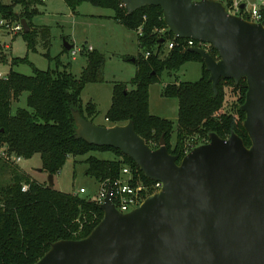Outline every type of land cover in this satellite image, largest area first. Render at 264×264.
Returning a JSON list of instances; mask_svg holds the SVG:
<instances>
[{"label":"water","instance_id":"95a60500","mask_svg":"<svg viewBox=\"0 0 264 264\" xmlns=\"http://www.w3.org/2000/svg\"><path fill=\"white\" fill-rule=\"evenodd\" d=\"M121 1L128 13L160 6L175 37L214 47L216 57L188 48L203 60L213 97L221 78L246 80L239 110L250 145L235 131L225 138L211 131L207 143L177 163L163 136L150 147L132 120L95 124L72 109L75 138L120 149L162 185L125 213L108 192L99 205L103 216L87 236L51 243L33 264H264V24L229 13L219 0ZM20 22L23 33L30 31L26 19ZM63 47L72 45L63 40ZM53 183L48 174L47 184Z\"/></svg>","mask_w":264,"mask_h":264},{"label":"trees","instance_id":"16d2710c","mask_svg":"<svg viewBox=\"0 0 264 264\" xmlns=\"http://www.w3.org/2000/svg\"><path fill=\"white\" fill-rule=\"evenodd\" d=\"M73 13L77 7L88 2L97 7L113 11V20L127 29L134 30L142 25V35L137 36L139 52L134 59L136 72L129 82L113 84L111 104L105 113L110 125L133 121L135 131L152 147L157 148L163 136L167 149L178 154L179 163L185 155L183 147L192 137H207L216 132L227 137L235 131L246 146L250 140L242 126L244 112L239 105L244 101L246 80L235 82L221 78L216 97H213L208 71L201 57L188 51L182 45L187 38H177L163 22L160 6L146 5L132 13L126 11L121 0H63ZM228 7L233 0H219ZM42 0H12L10 4L0 2V17L14 20L26 19L30 31L20 33L26 41L28 51H35L38 38L42 40L50 58V27L36 26L33 17L38 14L37 6ZM14 5L21 10L15 13ZM243 12L244 9H241ZM248 19L247 15H243ZM261 21L264 22V19ZM165 28L163 33L156 29ZM169 41L173 47L161 54ZM63 51L68 50L63 47ZM145 52H149L147 57ZM210 53L217 55L214 47ZM60 61L57 60V63ZM104 56L97 50L86 52V66L76 77L69 64L62 68L38 69L29 62L27 56L12 58L6 77L0 78V147L21 158H31L38 153L41 170L53 176L64 166L68 157L86 155L90 152H111L112 158L88 155L84 162L85 174L98 182L119 176L120 168H132L133 184H151L132 158L120 149L111 146H98L75 138V122L72 109H78L82 117L93 122L97 114L92 102L83 104L81 91L89 82H101ZM186 62H199L201 76L195 81H176L164 86L162 94L178 99V114L175 123L166 118L153 115L149 111V86L158 82L161 75L178 70ZM17 63H28L32 74L26 75L12 67ZM60 64V63H59ZM235 98L234 112H226L225 89ZM27 92L26 108L12 105L21 94ZM175 140L172 143V134ZM28 184L27 191H22ZM150 191L149 193H152ZM84 193L63 192L47 183L33 180L17 164L8 162L0 156V264H33L60 239H80L87 236L101 220L103 212L92 197ZM80 225L82 229L78 231Z\"/></svg>","mask_w":264,"mask_h":264},{"label":"rangeland","instance_id":"374dc122","mask_svg":"<svg viewBox=\"0 0 264 264\" xmlns=\"http://www.w3.org/2000/svg\"><path fill=\"white\" fill-rule=\"evenodd\" d=\"M0 1L8 4L12 3V0ZM250 3L246 1V7ZM37 9H39L38 14L35 15L33 21L35 20L38 25L50 27V45L48 47L50 58L44 55L47 49L40 37L38 38L36 50L28 51L26 41L20 34L22 32L12 34L8 28L0 26V73L4 76L8 74L12 58L27 56L33 66L42 70L55 69L56 67L61 69L63 64H69L71 73L78 77L83 69L82 66L86 64L83 53L87 51L79 52L73 57L69 50L67 52L63 51V40L67 38L66 41L76 48H80L84 44L88 46L92 44L97 48V51L103 54L105 59L102 69L103 80L87 83L81 91L80 98L83 104L89 101L97 104L98 112L93 119V123L99 124L100 122L101 125H110L107 120H104V112L105 108L111 104L113 84L116 82H129L136 72V64L130 61L138 54L136 32L125 28L114 20L100 17V15L112 14V10L97 7L88 2H83L77 7L78 13H81L79 16L72 15L70 8L63 0H46L38 5ZM13 10L15 13H19L21 6L14 5ZM9 19L14 20L13 18ZM165 49L166 46L163 47L161 54L165 52ZM57 60L60 61V64L57 63ZM12 68L26 75L33 73L32 66L28 63H17ZM200 76L201 66L199 62H186L178 70L172 72L171 75L164 72L158 82L149 86L150 113L176 121L178 99L162 94L165 84L175 81H195ZM225 91L224 110L233 113L235 98L228 88ZM26 97L27 92H23L19 100L13 103V112L17 107L26 108ZM174 140L175 132L172 134V143H174ZM90 154L101 158H112L113 156L111 152L94 151L86 155L68 157L62 169L53 176L54 183L52 187L63 192H76L80 187H84L86 193L83 195L93 198L99 184L94 177L85 174L87 165L84 160ZM17 165L33 180L47 183L48 174L42 170L39 171L41 160L38 153L28 159L22 158Z\"/></svg>","mask_w":264,"mask_h":264},{"label":"built area","instance_id":"2783aa9c","mask_svg":"<svg viewBox=\"0 0 264 264\" xmlns=\"http://www.w3.org/2000/svg\"><path fill=\"white\" fill-rule=\"evenodd\" d=\"M45 1V0H42ZM241 4L242 2L239 0H233V2L226 7L227 11L229 13L233 14H240L242 17L243 15L248 16V20L255 21V22H262V19H264V0H255L251 2L248 7H244V11H241ZM247 19V18H246ZM0 26H5L8 28L9 32L12 34H17L22 32V25L20 20H11V19H5L0 18ZM165 31V28L156 29V32L163 33ZM137 36L142 35V25L139 26L136 29ZM184 46L190 48V47H201L204 48L207 51H211L212 45L208 42H203L200 40L190 39L187 38L183 44ZM173 47V42L169 41L167 44V52L170 48ZM85 51H92V46H88L86 44L82 45L80 48H76L72 46V48L69 50L70 54L74 57L79 52H85ZM149 55V52H145L144 56L147 57ZM217 56V55H216ZM215 56V57H216ZM3 74L0 73V78H4ZM209 141V138L207 137H192L189 141L185 142L183 151L186 154L188 151H190L193 147L207 143ZM0 156L7 160L8 162L18 164L19 161L22 159L20 156L15 155L14 153H9L5 147H0ZM133 171L132 168L128 165H123L120 168L119 176L116 178H106L104 180H101L98 182L99 188L94 195L93 199L96 203L99 205L103 203L106 195L108 192L110 193L111 201L116 207L117 210L120 212H128L136 207H138L142 201L145 199L146 196H148L150 191H157L161 187V182L154 181L151 184L146 183H138L133 184ZM29 188L28 184H23L21 187L22 191H27ZM86 192V189L84 187H80L76 193H84ZM152 192V193H153ZM82 229V225H80L78 231Z\"/></svg>","mask_w":264,"mask_h":264},{"label":"crops","instance_id":"0c3cea01","mask_svg":"<svg viewBox=\"0 0 264 264\" xmlns=\"http://www.w3.org/2000/svg\"><path fill=\"white\" fill-rule=\"evenodd\" d=\"M46 1V0H45ZM45 1H43V3L45 2ZM239 1H241L242 3H244L245 4V2L246 1H249V2H253V1H255V0H239ZM1 2V1H0ZM3 3V2H2ZM4 4H8V3H4ZM245 6H246V4H245ZM37 8H38V6H37ZM39 10V9H38ZM16 12H18V11H16ZM77 13H73L72 11H71V14L72 15H76V16H79V15H81V13L79 12L78 13V9H77V11H76ZM112 16H113V11H112V14H107V15H100V17H104V18H106V19H108V20H113V18H112ZM35 17V16H34ZM33 17V18H34ZM33 21V20H32ZM33 23L36 25V26H42V25H38V24H36V21L34 20L33 21ZM117 23V22H116ZM119 24V23H118ZM121 25V24H120ZM136 32V31H135ZM137 35V34H136ZM67 38H65L64 40H66ZM67 43H69L68 41H67ZM70 44V43H69ZM90 46H92V50H96L97 48L95 47V46H93L92 44L90 45ZM167 48L165 49V52H167ZM139 52V47H138V43H137V53ZM70 53V52H69ZM83 55H85V58H86V53H83ZM135 57V56H134ZM130 61L131 62H134V61H132L131 59H130ZM200 64V63H199ZM84 66H86V64L85 65H83L82 67H84ZM200 66H201V64H200ZM168 74V73H167ZM168 75H171V73L170 74H168ZM176 82V81H175ZM173 83V82H172ZM166 85V84H165ZM93 104H95V106H96V110H97V104L95 103V102H92ZM109 106H110V104L105 108V112H104V120H106L105 119V113H106V111L108 110V108H109ZM98 112V111H97ZM162 118H164V117H162ZM166 119H168V118H166ZM171 120V119H170ZM174 123H175V121H173ZM104 123V122H103ZM99 124H102V123H100L99 122Z\"/></svg>","mask_w":264,"mask_h":264}]
</instances>
